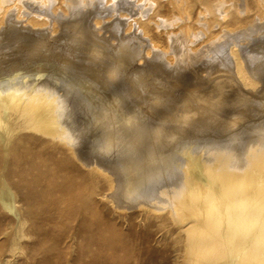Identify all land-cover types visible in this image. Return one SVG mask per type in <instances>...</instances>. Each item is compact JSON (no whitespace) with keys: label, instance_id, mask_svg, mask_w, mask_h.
I'll return each instance as SVG.
<instances>
[{"label":"bare ground","instance_id":"bare-ground-1","mask_svg":"<svg viewBox=\"0 0 264 264\" xmlns=\"http://www.w3.org/2000/svg\"><path fill=\"white\" fill-rule=\"evenodd\" d=\"M149 236L264 264V0H0V264Z\"/></svg>","mask_w":264,"mask_h":264},{"label":"rangeland","instance_id":"rangeland-1","mask_svg":"<svg viewBox=\"0 0 264 264\" xmlns=\"http://www.w3.org/2000/svg\"><path fill=\"white\" fill-rule=\"evenodd\" d=\"M17 204H20V203H17ZM107 215H110L113 218V220H115L118 223H122V222L124 223L125 221V218L123 216L114 212L112 209L111 210L105 209V212L104 211L102 212V216L107 217ZM139 233L144 234L145 232L142 229H140ZM131 238L135 243L134 251L135 252L144 251L145 253L143 257L145 259L141 260L140 258L139 261H134L133 258H130L129 263L131 264H173V255L171 251L169 250V245H168L169 241L166 238L164 239L161 237L162 240L160 242L156 241L154 237L152 236L147 237L148 242L144 241L141 238H137V237H131ZM108 264H118V262L112 261V262H109Z\"/></svg>","mask_w":264,"mask_h":264}]
</instances>
